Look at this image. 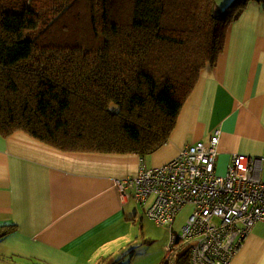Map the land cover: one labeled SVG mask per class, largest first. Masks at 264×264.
<instances>
[{"label": "trees", "instance_id": "trees-1", "mask_svg": "<svg viewBox=\"0 0 264 264\" xmlns=\"http://www.w3.org/2000/svg\"><path fill=\"white\" fill-rule=\"evenodd\" d=\"M249 1L217 12L214 0H0V136L148 157L167 143ZM49 9L68 23L52 31ZM39 29L59 45L25 39ZM13 231L0 227V238ZM175 264H190L189 253Z\"/></svg>", "mask_w": 264, "mask_h": 264}, {"label": "crops", "instance_id": "crops-1", "mask_svg": "<svg viewBox=\"0 0 264 264\" xmlns=\"http://www.w3.org/2000/svg\"><path fill=\"white\" fill-rule=\"evenodd\" d=\"M215 135V176L226 177L233 155L244 156L253 180L238 177L233 196L254 197L264 185V11L255 0L230 24L216 63L200 72L167 143L148 157L63 151L21 131L0 136V227L14 226L0 238V264H119L115 255L132 243L123 241L152 197L142 207L123 204L114 181ZM253 197L242 201L261 207ZM241 244L230 264H264L263 223Z\"/></svg>", "mask_w": 264, "mask_h": 264}, {"label": "built area", "instance_id": "built-area-1", "mask_svg": "<svg viewBox=\"0 0 264 264\" xmlns=\"http://www.w3.org/2000/svg\"><path fill=\"white\" fill-rule=\"evenodd\" d=\"M217 143L215 135L208 145L197 143L156 168H147L141 162L136 175L114 181L121 203L131 199L143 206L152 197L144 215L159 226L172 225L179 211L192 205L180 234L170 231L162 264H175L186 251L190 264H230L253 226L264 224V185L256 187L254 197L248 193L234 197L231 183L238 177L241 181L253 180L251 168L244 156L233 155L227 176H215ZM246 197H253L261 207L249 206L242 201Z\"/></svg>", "mask_w": 264, "mask_h": 264}, {"label": "rangeland", "instance_id": "rangeland-1", "mask_svg": "<svg viewBox=\"0 0 264 264\" xmlns=\"http://www.w3.org/2000/svg\"><path fill=\"white\" fill-rule=\"evenodd\" d=\"M50 1L52 0H34V3L35 6L38 7ZM238 1L240 0H214V7L217 12H222L226 8L236 6ZM57 8L58 6L53 9ZM48 13L50 19H58V22L53 27L52 31L60 29V27L66 25L70 19L68 15L56 16L52 14L51 9L48 10ZM39 31L40 29L38 32H29L25 39L30 40L33 44L35 43L40 48H48L51 44L48 43V41H50L53 35H39ZM54 39L55 35L52 41H54ZM57 45L59 44H51L50 47ZM192 210V205H185L176 215L172 225L168 226H159L153 221L148 220L145 217L144 212L139 214L136 220V226L130 228L126 239L123 241V243L127 245L130 242V238H132V243L121 251V256L115 255L119 258V261H116L115 263L162 264L165 249L169 245L170 231H172L175 235H179L181 227L192 213Z\"/></svg>", "mask_w": 264, "mask_h": 264}, {"label": "clouds", "instance_id": "clouds-1", "mask_svg": "<svg viewBox=\"0 0 264 264\" xmlns=\"http://www.w3.org/2000/svg\"><path fill=\"white\" fill-rule=\"evenodd\" d=\"M123 204H125V203H123Z\"/></svg>", "mask_w": 264, "mask_h": 264}]
</instances>
